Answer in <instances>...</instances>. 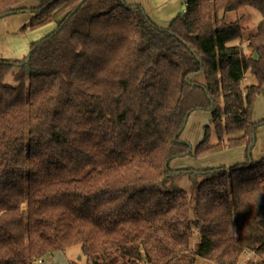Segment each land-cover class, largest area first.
I'll use <instances>...</instances> for the list:
<instances>
[{"label":"trees","instance_id":"1","mask_svg":"<svg viewBox=\"0 0 264 264\" xmlns=\"http://www.w3.org/2000/svg\"><path fill=\"white\" fill-rule=\"evenodd\" d=\"M29 5L0 0V20L30 9L23 32L56 25L27 63L0 59V264L74 247L87 264H264V156L251 157L264 0H187L168 28L124 0ZM246 7L262 19L244 47L225 16ZM195 111L215 143L210 125L196 147L182 139ZM242 148L245 162L197 171L191 193L168 187L173 160Z\"/></svg>","mask_w":264,"mask_h":264},{"label":"rangeland","instance_id":"2","mask_svg":"<svg viewBox=\"0 0 264 264\" xmlns=\"http://www.w3.org/2000/svg\"><path fill=\"white\" fill-rule=\"evenodd\" d=\"M187 0H175L171 2L170 7H168L163 14V17L166 15H171L169 19H173L176 16L182 14L184 12L185 3ZM32 5V0H30V5ZM30 9L25 10L23 13L14 14L4 19L0 20V59L4 60H22L25 59L30 53L31 45L48 35L52 32L56 25L55 23L47 24L43 27H40L36 30L27 29L26 31H22L24 26L28 24L30 19L32 18V14L28 13ZM170 13V14H169ZM226 21L233 22L235 19L240 18V23L244 28V40L241 45L245 47L246 38L250 35L254 34L257 28L258 23L261 21V14L255 9L246 7L241 9L234 14H229L225 16ZM239 41H235L232 44H239ZM247 53H252L249 49L246 50ZM254 57V55H253ZM12 72L6 80L8 85L14 86L15 83L13 81ZM256 83L255 77L247 72L244 80L241 82L240 86L242 89H245L247 85H252ZM243 96H245V91L243 92ZM264 98V97H263ZM211 116L209 112L203 111H195L189 117L185 130L182 134V139L187 141L192 147H196V145L202 141L204 136V127L210 125L211 130V143L216 142V136L214 135V131L212 130L213 126L210 124ZM262 127V126H261ZM260 129V128H259ZM264 141V133H258L256 135V144L255 148L262 149ZM234 150H226L222 153L208 156L202 160H195L193 158H182L175 159L170 164V169L174 172L172 180L169 182V188H177L181 190H185L189 193L192 192V186L196 182H200L202 179L201 175H197V171H201L202 169H207L210 167H220V166H228L235 163L234 158ZM259 160V159H258ZM24 208V207H23ZM197 232L194 233L192 238V244L195 245L197 243ZM113 258L116 261H121V258L118 254H113ZM42 260V259H41ZM251 260V262H255V256L253 254H248L245 263ZM87 260L83 257L81 248L74 247L69 249L66 253H59L55 257L54 260H48V264H87ZM242 262L241 264H245ZM147 264V263H144ZM197 264H214L211 261H207L204 259H199Z\"/></svg>","mask_w":264,"mask_h":264},{"label":"crops","instance_id":"3","mask_svg":"<svg viewBox=\"0 0 264 264\" xmlns=\"http://www.w3.org/2000/svg\"><path fill=\"white\" fill-rule=\"evenodd\" d=\"M127 4L134 5L138 4L143 7L147 15L152 19V21L159 27L161 28H168L172 18L170 17L171 15H166V17H163L165 10L170 7L171 2L175 0H124ZM170 14V13H169ZM229 14H234L236 13H228ZM226 15V16H227ZM236 20V19H235ZM264 96L261 95L258 97L256 104H255V111L253 114V120L254 121H259L264 119ZM264 133V125L260 127V129L257 130V133ZM234 153V158H235V163H241L245 162V149H235L233 151ZM264 156V141L262 145V149L259 148H254V150L251 153V157L253 161H258V159H261ZM233 165V164H231ZM228 165V166H231ZM59 253H55L53 255L46 256L44 259H42L41 264H48V260H54L55 257Z\"/></svg>","mask_w":264,"mask_h":264},{"label":"water","instance_id":"4","mask_svg":"<svg viewBox=\"0 0 264 264\" xmlns=\"http://www.w3.org/2000/svg\"><path fill=\"white\" fill-rule=\"evenodd\" d=\"M28 13L32 14L31 11H29ZM6 17H8V16H6ZM4 18H5V17H4ZM4 18L2 17V19H4ZM30 57H31V52H30V53L28 54V56L25 58V63H27V62L29 61ZM188 120H189V116H188L187 119L185 120V127H186V125H187ZM177 136H178V135H177Z\"/></svg>","mask_w":264,"mask_h":264},{"label":"built area","instance_id":"5","mask_svg":"<svg viewBox=\"0 0 264 264\" xmlns=\"http://www.w3.org/2000/svg\"><path fill=\"white\" fill-rule=\"evenodd\" d=\"M42 260H39L37 264H41Z\"/></svg>","mask_w":264,"mask_h":264}]
</instances>
